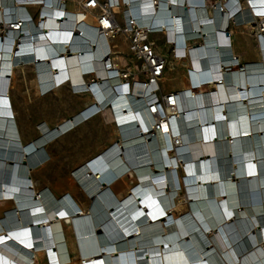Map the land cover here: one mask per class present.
Masks as SVG:
<instances>
[{"label":"bare ground","instance_id":"6f19581e","mask_svg":"<svg viewBox=\"0 0 264 264\" xmlns=\"http://www.w3.org/2000/svg\"><path fill=\"white\" fill-rule=\"evenodd\" d=\"M37 1L0 0V205H10L0 207V264L39 257L44 264H264V34L251 21L264 22V0H239L231 18L237 0L115 7L150 36L162 32V46H170L159 92L136 73L124 84L116 68L135 66L125 36L116 38L113 69L106 70L108 40L95 32L92 15L71 0ZM238 29L256 39L258 59L241 62L233 53L229 34ZM156 51L167 55L158 43ZM176 63L183 73H166ZM26 68L37 94L66 87L85 95L53 125L38 120L28 140L11 99L12 79ZM163 79L176 90H165ZM160 92L173 94L171 104L157 103ZM95 116L112 127L110 140L71 170L88 204L67 190L36 187L32 170L48 162L46 145ZM21 156L28 157L23 164Z\"/></svg>","mask_w":264,"mask_h":264},{"label":"rangeland","instance_id":"374dc122","mask_svg":"<svg viewBox=\"0 0 264 264\" xmlns=\"http://www.w3.org/2000/svg\"><path fill=\"white\" fill-rule=\"evenodd\" d=\"M247 34L249 33L247 32ZM156 40L167 56L171 57L170 46L163 47L162 38L157 37ZM248 41L250 42V46L254 45L253 38L248 37ZM250 49V53L253 52L254 48L250 47ZM175 68V71L167 70L166 73L176 72L175 74L180 76L183 73L182 64H176ZM30 75H32V70L29 68L25 69L24 73L18 71L15 79H12L13 87L11 88V99L24 140H28L29 137L37 135L34 126L38 120L47 119L50 124L53 125L55 121H58L64 116H69L72 112L77 110L78 107H81L82 102L85 100V95L80 96L73 94L66 87L54 90L45 95L37 94L33 79H30ZM173 84H175V81L168 83L166 79L162 80V85L167 88H172ZM37 126L39 127V124H36V128H38ZM111 134L112 127L107 124V121L100 116H95L69 135L60 137L54 142L47 144L46 149L50 158H47L45 161L48 160V162L43 167L35 171L32 170V176L36 187L48 186L56 195H60L65 190L70 191L79 203H84L86 206L89 202V198L86 197V193L83 191L78 180L74 178L71 170L81 161L92 156L106 145L110 140ZM27 158L28 157L21 156L19 159L20 164H23V161ZM4 165L6 169L12 167V159L8 158V161H5ZM119 184V187H121L123 183L120 182ZM44 188H41V190ZM1 206L5 208L10 205L1 204L0 207ZM186 207H190V203H187ZM183 210H174L172 213L177 218L178 214ZM2 213L4 212L0 211V214ZM182 215L183 214H179V218ZM64 226L66 229V225ZM183 234V231L178 232L174 236L166 237V240L170 242ZM69 249L71 257L74 259L75 251L72 248ZM80 256L81 255L78 254V257ZM35 264H44V262L39 257L36 258Z\"/></svg>","mask_w":264,"mask_h":264},{"label":"built area","instance_id":"2783aa9c","mask_svg":"<svg viewBox=\"0 0 264 264\" xmlns=\"http://www.w3.org/2000/svg\"><path fill=\"white\" fill-rule=\"evenodd\" d=\"M68 0H63L62 4ZM136 2L138 0H130V2ZM155 0H150L152 5H156ZM227 1V0H225ZM249 2V0H247ZM74 3L77 9H80L82 13H89L95 20L94 30L99 33V35L107 38V45L102 47L104 50L101 61H103L105 69L110 70L113 69V54L115 50H117V37H124L126 41H128L129 52L127 54L128 64L131 65L135 62V66L133 69L129 70L128 66L123 65L121 67L116 68L118 72L121 74V78L124 80V84L129 86L133 84L132 79L134 78V73L137 74L138 77L145 79H149L150 82H153L156 85L154 88L155 92H159L161 81L160 77L168 68L169 61L168 57L165 54H159L156 51L157 48V40H151L150 31L148 29H141L133 23L132 15H129L127 18L123 15L124 18H120L119 11L115 10V7H123L128 5L126 0H71ZM27 4H41L40 2H34L32 0L31 3ZM234 11L233 14L230 15V18L237 14L240 11L239 8V0L234 1L233 3ZM200 5V4H198ZM198 5H194V7H198ZM202 5H204L202 3ZM225 7V4L223 5ZM41 8L38 10L37 15L43 16L41 13ZM249 13L251 16H258V12L255 11L254 8H250ZM36 15V12L35 14ZM104 21H107L104 24ZM255 22L256 31L264 34V22L258 20L257 22L253 19L251 20ZM13 23V22H10ZM83 25V21L77 22V27H81ZM10 26H13L10 24ZM17 28V27H16ZM155 32V31H153ZM81 34V33H79ZM105 38V39H106ZM105 48V49H104ZM17 48H15V51ZM101 50V51H102ZM71 52V50H68ZM136 71V72H135ZM86 91V90H85ZM172 93L160 92L158 94L157 103H169L171 104ZM153 104V103H152ZM153 113V111H152Z\"/></svg>","mask_w":264,"mask_h":264},{"label":"crops","instance_id":"0c3cea01","mask_svg":"<svg viewBox=\"0 0 264 264\" xmlns=\"http://www.w3.org/2000/svg\"><path fill=\"white\" fill-rule=\"evenodd\" d=\"M192 3L193 4L194 3H199V1H195V2H192ZM27 10H28V12L31 15H33L37 11V6H34V5L27 6ZM193 11L196 14H198V12L195 11V9H193ZM85 22L88 23L89 25H94L93 19H88ZM78 31L80 33H82L83 35H88V36L91 37V35H90L91 33H88V32L85 33L84 31H82L79 28H78ZM228 33H230V31H227L225 34L228 35ZM151 37L154 38V39H156L158 37V38H162V40H163L162 32H159L158 34H156V33L155 34H152ZM248 37L253 38L254 45H251L250 46V42L248 41ZM229 41H230V45H232L233 53L238 56V58H239V60L241 62H246V61H249V60H256V59H258L257 46H256L257 43H256V39L253 36H251V35H249L247 33H241L240 30L238 29V30H235L234 33L229 34ZM250 47L251 48L252 47L254 48L253 52H251V53H250V51H251ZM122 51H123L124 54H127L126 53L127 52L126 46H122ZM175 69H174V71H175ZM18 71L19 70H17V72ZM15 77H16V74H15ZM30 79H32V75H30ZM164 88H165V90H173V89H175L173 87L172 88H167L165 86H164Z\"/></svg>","mask_w":264,"mask_h":264},{"label":"water","instance_id":"95a60500","mask_svg":"<svg viewBox=\"0 0 264 264\" xmlns=\"http://www.w3.org/2000/svg\"><path fill=\"white\" fill-rule=\"evenodd\" d=\"M0 165H2V164H0ZM9 165H10V163H9Z\"/></svg>","mask_w":264,"mask_h":264}]
</instances>
